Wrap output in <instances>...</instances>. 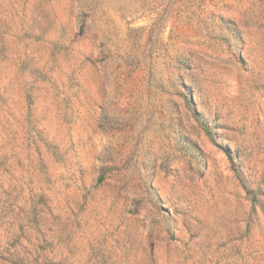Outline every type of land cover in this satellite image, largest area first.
Instances as JSON below:
<instances>
[{"label": "rangeland", "instance_id": "obj_1", "mask_svg": "<svg viewBox=\"0 0 264 264\" xmlns=\"http://www.w3.org/2000/svg\"><path fill=\"white\" fill-rule=\"evenodd\" d=\"M0 264H264V0H0Z\"/></svg>", "mask_w": 264, "mask_h": 264}, {"label": "trees", "instance_id": "obj_2", "mask_svg": "<svg viewBox=\"0 0 264 264\" xmlns=\"http://www.w3.org/2000/svg\"><path fill=\"white\" fill-rule=\"evenodd\" d=\"M232 32L234 34L235 37H237V33L236 30L234 28H232ZM205 131V134L211 139L212 138V133L208 128H203Z\"/></svg>", "mask_w": 264, "mask_h": 264}]
</instances>
